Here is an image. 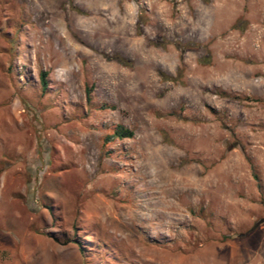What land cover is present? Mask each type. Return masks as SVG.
I'll return each instance as SVG.
<instances>
[{"label": "rangeland", "instance_id": "374dc122", "mask_svg": "<svg viewBox=\"0 0 264 264\" xmlns=\"http://www.w3.org/2000/svg\"><path fill=\"white\" fill-rule=\"evenodd\" d=\"M0 264H264V0H0Z\"/></svg>", "mask_w": 264, "mask_h": 264}, {"label": "trees", "instance_id": "16d2710c", "mask_svg": "<svg viewBox=\"0 0 264 264\" xmlns=\"http://www.w3.org/2000/svg\"><path fill=\"white\" fill-rule=\"evenodd\" d=\"M43 83L45 85V81L43 80ZM115 136L120 137V138H129L133 136V133L129 130H125L122 127H119L115 130Z\"/></svg>", "mask_w": 264, "mask_h": 264}]
</instances>
